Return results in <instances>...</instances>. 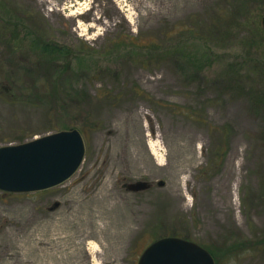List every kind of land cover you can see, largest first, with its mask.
Here are the masks:
<instances>
[{
    "label": "rangeland",
    "instance_id": "1",
    "mask_svg": "<svg viewBox=\"0 0 264 264\" xmlns=\"http://www.w3.org/2000/svg\"><path fill=\"white\" fill-rule=\"evenodd\" d=\"M263 17L264 0H0V147L73 128L86 143L63 185L0 191V264H138L165 237L264 264V113L221 80L264 91ZM43 44L70 68L60 92ZM103 190L130 230L56 253L59 221Z\"/></svg>",
    "mask_w": 264,
    "mask_h": 264
},
{
    "label": "water",
    "instance_id": "2",
    "mask_svg": "<svg viewBox=\"0 0 264 264\" xmlns=\"http://www.w3.org/2000/svg\"><path fill=\"white\" fill-rule=\"evenodd\" d=\"M264 25V17H263ZM86 143L78 129L57 131L19 144L0 147V191L39 193L59 187L80 170ZM163 184V183H161ZM150 188L147 182L130 184L133 192ZM56 204L53 208H57ZM138 264H216L212 253L197 243L178 237L155 241Z\"/></svg>",
    "mask_w": 264,
    "mask_h": 264
},
{
    "label": "bare ground",
    "instance_id": "3",
    "mask_svg": "<svg viewBox=\"0 0 264 264\" xmlns=\"http://www.w3.org/2000/svg\"><path fill=\"white\" fill-rule=\"evenodd\" d=\"M81 212L64 215L58 225L60 228L73 232V235L64 238H54L55 252H59L61 248L67 253H74L78 249H81L82 245L89 239L101 238L105 239H117L118 237L125 235L130 226L127 221L118 220L116 217L112 218L114 209L110 203L108 192L103 190L98 198L90 203L80 204ZM114 220V222L112 221ZM32 246L35 243V239L38 241H48V235H41L40 231L32 233ZM39 234V235H38ZM37 235V236H36ZM106 236V237H105ZM73 247V250L71 249ZM67 257H72L71 254H67Z\"/></svg>",
    "mask_w": 264,
    "mask_h": 264
},
{
    "label": "trees",
    "instance_id": "4",
    "mask_svg": "<svg viewBox=\"0 0 264 264\" xmlns=\"http://www.w3.org/2000/svg\"><path fill=\"white\" fill-rule=\"evenodd\" d=\"M41 51L44 53V56L41 55L38 67L39 71L43 72L44 78L47 79L48 82H50L52 85H55L58 92H60L59 87H63L64 81L68 77L67 75L70 72V68L66 67L65 65L61 66L58 61V55L63 53L62 48H58L55 45L52 44H43ZM171 52H168L169 55ZM190 63V62H189ZM233 77L230 75V72H228V75L225 79L222 78L221 80H225L223 84L227 87H235L237 88L238 92L241 94V96L248 98L251 101V105L254 108V110L258 112L264 113V91L257 90L253 87L246 86L248 83V79L245 78V81H243V78L240 73H235V71H232ZM229 77V78H228ZM220 80V81H221ZM58 84V85H57ZM224 88L225 90L227 89ZM64 93V92H63ZM71 104L73 102H70ZM66 104V100H63V102L59 103V106L57 108H63ZM74 106L78 105V101L76 103H73ZM70 107H73L70 105ZM264 126V123H263ZM262 126V127H263ZM213 131H215V128H212ZM224 133L222 132V136L224 137ZM262 136L264 138V128L262 131Z\"/></svg>",
    "mask_w": 264,
    "mask_h": 264
}]
</instances>
